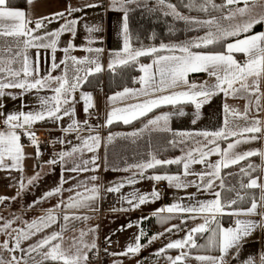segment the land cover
Masks as SVG:
<instances>
[{
  "label": "crops",
  "instance_id": "obj_1",
  "mask_svg": "<svg viewBox=\"0 0 264 264\" xmlns=\"http://www.w3.org/2000/svg\"><path fill=\"white\" fill-rule=\"evenodd\" d=\"M146 1L0 0V264H134L154 247L162 264H264V0H225L202 33L150 52L132 43L127 18ZM232 37L223 49L199 48ZM167 43L175 46L159 47ZM150 53L138 85L82 86ZM93 117L104 132L87 124ZM253 155L258 198L225 208L223 187L242 180L223 168ZM163 163L182 167L153 169ZM110 189L118 203L101 214ZM154 215L158 239L142 223ZM223 216L231 222L217 237H195ZM182 235L185 261L173 243Z\"/></svg>",
  "mask_w": 264,
  "mask_h": 264
},
{
  "label": "trees",
  "instance_id": "obj_2",
  "mask_svg": "<svg viewBox=\"0 0 264 264\" xmlns=\"http://www.w3.org/2000/svg\"><path fill=\"white\" fill-rule=\"evenodd\" d=\"M170 1H172L177 9L186 16L196 18L222 15L226 13L229 8L225 0ZM127 18L130 38L134 45H158L165 41L185 40L195 34L202 33L204 30L203 26L193 24L185 17H179L172 13L161 0H147L142 4L131 6L127 12ZM261 28L262 23L259 22L252 27L250 32L260 30ZM230 39H233V37L222 39L199 48L209 50L223 49ZM154 53L145 54L139 58L128 60L112 69H108L105 74H103L102 71L90 73L86 76L82 86L91 89L99 88L104 82L106 91L111 92L138 85L141 82L140 64L143 60L150 59ZM119 125L127 126L129 124L119 123ZM259 161V155H253L223 168V172H227L230 169H239L237 172L241 170V176L238 180H242L239 189L234 186L223 187L221 197L225 208L237 209L248 207L258 198L257 191L253 186L249 185L248 178L259 172ZM247 163H251L249 169L244 168ZM181 167L182 165L163 163L153 166V169L176 171L181 169ZM245 180H247V183H245ZM241 188V194H238ZM223 222L230 223L231 218H226L225 216L215 218L212 223L213 230H211V232L206 230L200 231L196 233L195 237L198 239H205L209 238L210 234L213 237H217L220 224ZM142 223L147 232H149L147 228L150 226L155 225L159 228L156 215L142 220ZM195 247L196 245L194 244L190 245L191 249Z\"/></svg>",
  "mask_w": 264,
  "mask_h": 264
},
{
  "label": "built area",
  "instance_id": "obj_3",
  "mask_svg": "<svg viewBox=\"0 0 264 264\" xmlns=\"http://www.w3.org/2000/svg\"><path fill=\"white\" fill-rule=\"evenodd\" d=\"M237 61H239L241 64H245L248 61V58L246 56H236L235 57ZM207 77V73H204L203 75H199L197 77H194L196 80H202ZM89 126L96 127L101 132H104L105 125L103 121V117H93L90 118L87 122ZM2 123H0V126ZM55 147L53 145L47 144L45 146H42V152L46 156H52L55 152ZM165 186L164 183H160L159 187L163 188ZM118 203V193L114 189L105 190L102 192V200H101V207L99 209V213H104L107 208L114 206ZM148 231L151 232L153 235H157L159 233V228L155 225L150 226L148 228ZM114 246V241L109 240L101 244L97 250V254L100 256L104 250L112 248Z\"/></svg>",
  "mask_w": 264,
  "mask_h": 264
},
{
  "label": "rangeland",
  "instance_id": "obj_4",
  "mask_svg": "<svg viewBox=\"0 0 264 264\" xmlns=\"http://www.w3.org/2000/svg\"><path fill=\"white\" fill-rule=\"evenodd\" d=\"M177 12H179V13L178 14L176 13V14L178 16H180V17L195 18V20H198V21H193L192 22L193 24H196V25H205V20L208 19V18H203V17L202 18H197V19H196V17H187L185 14H183L179 10ZM237 16L238 15H234L233 17L234 18H238ZM173 46H175L173 43L172 44L167 43V44H161L159 47L172 48ZM155 47H157V46L152 45L150 47V49H148L147 51L148 52L153 51L155 49ZM8 52L9 51H7V53ZM1 54L3 55V52H0V55ZM26 54H27L26 51H24L22 49L21 57L24 58V55H26ZM2 55H1V57H2ZM32 199L35 200L36 197H32ZM161 236H162V233H160L159 235H155L153 239H158ZM183 237H185V236L182 235V236L175 237V239L173 241L174 245H177L179 247L180 251H181L180 255H178V257H180L179 258L180 261H185V260H182V259H184L183 256H184V253L186 251L185 250L186 247H185V245L183 243V239H184ZM157 252H158V248L154 247V248H152L150 250H145L143 252L138 253L137 255L134 256V258L136 259L134 261V264L138 263V261H139V264H162L161 255H160V253H157ZM142 257H143V259H142ZM116 261H118V260H116ZM116 261L113 260V264H131L130 261H124V260H120L119 262H116ZM182 263H184V262H182Z\"/></svg>",
  "mask_w": 264,
  "mask_h": 264
}]
</instances>
